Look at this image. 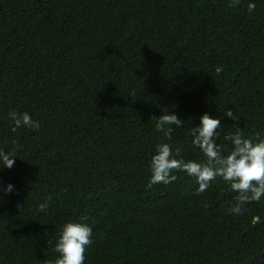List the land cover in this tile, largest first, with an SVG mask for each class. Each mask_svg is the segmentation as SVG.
Returning a JSON list of instances; mask_svg holds the SVG:
<instances>
[{"label":"trees","instance_id":"1","mask_svg":"<svg viewBox=\"0 0 264 264\" xmlns=\"http://www.w3.org/2000/svg\"><path fill=\"white\" fill-rule=\"evenodd\" d=\"M0 0V264H46L68 219L92 227L84 264H264V197L217 177L148 186L155 145L203 161L190 130L219 117L264 137V0ZM12 109L40 122L10 131ZM230 109L239 121L224 116ZM184 121L171 140L163 112ZM47 201L46 211L39 204Z\"/></svg>","mask_w":264,"mask_h":264},{"label":"clouds","instance_id":"2","mask_svg":"<svg viewBox=\"0 0 264 264\" xmlns=\"http://www.w3.org/2000/svg\"><path fill=\"white\" fill-rule=\"evenodd\" d=\"M240 0H230V7H235ZM256 7L253 0L247 4L248 11ZM12 122L10 131L15 132L21 127L38 131L40 122L33 118L27 111L12 109L7 114ZM224 116L239 121L230 109ZM155 120V129L168 140H171L174 127H181L184 123L175 112H163ZM221 127L219 117L204 112L199 116V123L190 130L191 143L200 149L205 157L203 161L185 159L180 156L182 149L173 147L167 142L155 145V151L149 162L150 178L148 186L157 183L168 184L176 179L173 170L185 172L194 177L197 194L205 192L210 182L220 177L227 182L228 189L236 192L237 196L227 212L235 215L242 214L244 205L251 201H259L264 197V137L257 136L254 141L245 137L240 127L233 125L235 132L224 136L231 142V148L226 154L222 153L221 146L216 138L220 135ZM15 162L12 152L0 149V168H11ZM14 190L12 183L0 187V192L11 193ZM2 199V197H0ZM40 211H46L47 201L39 204ZM92 227L81 220L68 219L60 225L58 236L53 245V251L57 254L54 259L46 264H84L86 247L93 242Z\"/></svg>","mask_w":264,"mask_h":264}]
</instances>
